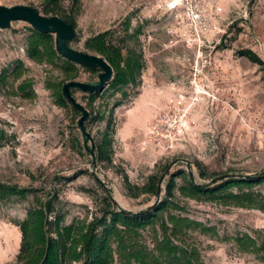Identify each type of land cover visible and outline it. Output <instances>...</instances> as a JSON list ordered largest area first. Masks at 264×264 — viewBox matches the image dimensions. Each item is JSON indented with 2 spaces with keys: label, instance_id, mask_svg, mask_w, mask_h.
<instances>
[{
  "label": "rangeland",
  "instance_id": "374dc122",
  "mask_svg": "<svg viewBox=\"0 0 264 264\" xmlns=\"http://www.w3.org/2000/svg\"><path fill=\"white\" fill-rule=\"evenodd\" d=\"M44 1L0 0V5H27L54 15L46 13ZM61 5L57 16L72 6L70 0ZM220 7L214 17L219 32L208 38L200 54L178 35L177 42L169 44L167 29L178 32L179 27L170 19H157L152 0H79L72 7L74 49L93 53L85 41L108 31L113 43L135 49L143 63L136 84L123 93L106 83L91 101L90 93L72 89L89 111L84 127L91 139L86 143L78 127L81 113L70 103L59 106L54 98L58 86L61 91L69 81L63 71L26 56L29 25L16 21L0 30V73L21 60L35 92L34 98H22L13 94L17 82L0 86V129L6 133L0 143V183L42 192L55 189L69 223L90 218L102 206L104 190L118 208L139 212L164 197L167 181L180 170L199 183L264 170V64L240 54L251 50L264 62V0H220ZM98 73L80 68L75 80L94 83ZM179 95L184 107L177 104ZM185 108L188 127L172 145L159 143L148 132L149 122L159 113ZM106 133L109 161L96 158ZM151 175L159 178L157 195L140 192ZM174 179L182 183L179 176ZM178 199L184 214L215 228V235L189 233L205 264H263L254 254L238 251L233 237L264 233V211ZM33 201V194L0 201V264H16L20 234L15 223Z\"/></svg>",
  "mask_w": 264,
  "mask_h": 264
},
{
  "label": "trees",
  "instance_id": "16d2710c",
  "mask_svg": "<svg viewBox=\"0 0 264 264\" xmlns=\"http://www.w3.org/2000/svg\"><path fill=\"white\" fill-rule=\"evenodd\" d=\"M71 8L59 17L76 26L72 7L79 0H70ZM63 0H45L44 10L56 15L62 8ZM25 53L28 59L37 63L58 65L65 74V80H74L80 68L95 72L97 69L78 65L64 59L55 50L54 36L27 27ZM109 32L97 33L88 38L84 45L89 51L102 56L112 67L113 75L108 88L124 92L128 86L136 84L143 67L142 59L135 49L124 48L113 43ZM250 61L264 64L251 50L240 51ZM26 68L21 60L3 69L0 86L13 87L14 95L34 98L32 82L26 78ZM101 91L90 93L91 101ZM59 106L67 107L69 102L63 97L59 86L54 92ZM6 133L0 129V143ZM110 142L107 133L97 146L99 160H108ZM201 176H205L200 172ZM175 176L181 178L177 184ZM208 183H199L180 170L167 181L164 197L152 206L139 212L126 211L117 207L110 192L104 190L102 206L91 213L90 218H74L65 222L64 213L58 207L59 197L55 189L19 187L0 183V201L12 197L25 199L33 194L34 201L25 217L16 222L20 234L15 255L16 264H205L197 247L189 241V233H211L215 228L184 214L185 209L179 197L195 201H211L225 206H236L264 211V170L253 174H230ZM159 178L151 175L140 192L158 194ZM41 192V195H39ZM178 194V195H177ZM240 252L252 253L264 264V233L239 234L233 237Z\"/></svg>",
  "mask_w": 264,
  "mask_h": 264
},
{
  "label": "built area",
  "instance_id": "2783aa9c",
  "mask_svg": "<svg viewBox=\"0 0 264 264\" xmlns=\"http://www.w3.org/2000/svg\"><path fill=\"white\" fill-rule=\"evenodd\" d=\"M152 7L157 19H170L179 27L178 32L173 28L167 29L171 36L170 45L177 42L175 35H178L179 41L186 47L194 45L196 53L200 54L204 43L209 42L208 38L219 32L214 17L220 14V0H152ZM178 98L177 104L184 107L182 95ZM187 111V108L178 112L167 109L159 113L149 122L148 132L157 136L159 143L172 145L188 127Z\"/></svg>",
  "mask_w": 264,
  "mask_h": 264
},
{
  "label": "water",
  "instance_id": "95a60500",
  "mask_svg": "<svg viewBox=\"0 0 264 264\" xmlns=\"http://www.w3.org/2000/svg\"><path fill=\"white\" fill-rule=\"evenodd\" d=\"M22 21L27 23L32 29L49 33L54 36V46L57 53L64 59L69 60L78 65L98 69V80L94 83H86L78 80H69L62 85L61 93L63 97L72 105V107L81 113L78 119V127L80 128L85 143L91 139L89 133L85 131L84 122L89 117V111L76 100L72 95V89L82 92L94 93L102 91L108 81L111 80L113 69L109 63L100 55L83 52L74 49L71 42L75 37V28L72 24L65 22L57 15H44L39 9L27 5H0V30L8 29L12 22ZM95 144L92 143L90 152L94 155ZM221 177L213 179L216 181ZM160 188L158 189V194Z\"/></svg>",
  "mask_w": 264,
  "mask_h": 264
},
{
  "label": "bare ground",
  "instance_id": "6f19581e",
  "mask_svg": "<svg viewBox=\"0 0 264 264\" xmlns=\"http://www.w3.org/2000/svg\"><path fill=\"white\" fill-rule=\"evenodd\" d=\"M2 233V232H1ZM1 236V235H0ZM6 237H7V234H6ZM8 240V239H7ZM7 242V241H6ZM3 246H1L0 248H2ZM11 247V246H10ZM4 250V249H3ZM1 251V250H0ZM2 255V254H1ZM3 256H4V254H3ZM2 259V258H1ZM1 259H0V261H1Z\"/></svg>",
  "mask_w": 264,
  "mask_h": 264
}]
</instances>
